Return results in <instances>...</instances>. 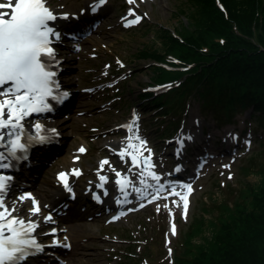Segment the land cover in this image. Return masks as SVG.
I'll return each instance as SVG.
<instances>
[{
    "label": "rangeland",
    "instance_id": "1",
    "mask_svg": "<svg viewBox=\"0 0 264 264\" xmlns=\"http://www.w3.org/2000/svg\"><path fill=\"white\" fill-rule=\"evenodd\" d=\"M96 1L49 0L60 14L71 18L60 19L58 23L70 25L71 33L77 32L82 36L79 42L66 40L60 48L62 56L67 59L63 80L76 93L73 107L68 109L74 112L64 117L63 120H68L65 128L61 121L55 122L62 130L57 150L45 156H41L42 151L37 153L38 160L32 161L37 164L36 167L29 169V173H25L18 182L34 186L41 196V208L49 214L47 210L51 211L50 207H54L51 179L55 171L68 168L66 158L77 154L81 155L78 166L82 171L72 179L77 186L76 199L68 201L61 196L57 202L59 210L65 212L56 217L65 228L59 235L63 245L52 252L53 256L39 257L30 264H172L167 245H164L171 216L174 217L176 234L171 236L170 248L176 247L177 256L184 253L183 242L192 223L202 219V216L215 219L219 214L216 203L226 201L233 205L244 202L247 197L243 194L249 195V186L259 191L263 182L256 168L264 162V127L256 121L250 122L247 113H237L231 118L232 123L220 124L210 112L202 111L200 101L194 97L187 99L180 111H169L164 116L158 115L154 104L142 105L143 101L139 100L138 94L147 84L155 85L149 82L153 74L150 69L152 61L139 56V49L160 47L155 29L163 25L173 30L181 25L186 19L182 10L189 9L188 0H135L134 4H129L128 0H106L102 9L95 12L93 20L85 26L84 17L90 16L88 9ZM84 10L86 13L81 14ZM130 11L135 13L131 15L134 20L140 17L138 23L124 24L123 15ZM73 20L75 23H69ZM131 108L139 112L135 124L139 129L138 135L147 142L146 148L151 150H144L143 155L150 156L156 165L154 172L161 177V184H165L167 173L178 165L183 167L180 172L183 175L193 168L197 155L193 153L196 144L192 140L200 137V130L204 132L206 141L198 147H206L211 156L192 180L185 181L194 188L189 197L186 219L181 211L180 198L168 195L167 190L156 192L161 196L159 200H151L140 209L130 210L113 222L108 219V213L114 208L107 203L115 195L113 181L117 177L116 172L128 174L136 186H140V180L150 181L146 174H140L139 167L132 165L130 157L121 158L119 152L123 148L108 143L109 140L119 143L127 137L120 123L129 117ZM172 122H177V129L170 134L165 133L162 127ZM189 136L191 140L187 139ZM237 136L239 142L234 150L220 152V149L228 147V143L234 147L230 141L233 142ZM246 137L252 138L248 146H244L248 144ZM181 138L184 140L182 148L179 143ZM81 146L86 148L84 153L78 152ZM48 151L52 152V149ZM258 151L261 154L247 169L248 157ZM101 159L109 161L103 169L100 167ZM186 165L191 168L187 170ZM98 176L107 178L104 184L108 189L102 197L105 209H96L84 197L86 186L93 184ZM184 177L174 179L182 181ZM15 193L16 196L11 199L13 202L26 194L24 190ZM135 202L136 199L130 206L133 207ZM67 203L69 208L66 210L63 206ZM249 205H252L251 201ZM30 206L27 205L25 211L18 215L25 219ZM53 228V225L40 228L45 244L58 240L56 235H45ZM213 234L206 224L201 232L192 236L195 242L202 243ZM150 244L155 247L150 249L151 252L144 253Z\"/></svg>",
    "mask_w": 264,
    "mask_h": 264
},
{
    "label": "trees",
    "instance_id": "2",
    "mask_svg": "<svg viewBox=\"0 0 264 264\" xmlns=\"http://www.w3.org/2000/svg\"><path fill=\"white\" fill-rule=\"evenodd\" d=\"M188 2L181 25L173 30L163 25L155 29L160 47L139 49V56L152 61L151 81L180 82L166 94L143 102L175 111L185 99L194 97L217 122H230L237 113L250 109L251 120L264 127V0ZM160 62L175 68L167 69ZM138 95L147 98L150 94ZM258 154L248 157L247 169ZM256 170L263 182L259 191L249 186L244 202L216 203L219 214L215 219L202 216L192 223L183 242L184 253L175 256V249L173 264H264V162ZM206 224L214 234L207 242H195L192 235ZM153 247L150 244L144 253Z\"/></svg>",
    "mask_w": 264,
    "mask_h": 264
},
{
    "label": "snow or ice",
    "instance_id": "3",
    "mask_svg": "<svg viewBox=\"0 0 264 264\" xmlns=\"http://www.w3.org/2000/svg\"><path fill=\"white\" fill-rule=\"evenodd\" d=\"M106 0H99L102 6ZM134 4L135 0H128ZM97 6V7H98ZM6 10V11H5ZM96 11V7L92 8ZM129 15H135L130 11ZM7 17V18H6ZM67 19V14H58L47 6V0H6L0 2V169L11 167V159H23L17 152L26 154L29 143L32 140L45 141L44 136L27 137L26 142H21L24 136V121L34 114H41L52 110L49 100L62 103L67 93L54 94L59 90V83L55 79L59 61L56 58V50L53 44L60 40V33L52 26L57 19ZM137 17L131 23H138ZM135 124V121L133 122ZM34 128L39 132L42 128L40 123H35ZM131 131L133 125L127 126ZM55 133V129L49 130ZM191 140V136L187 137ZM138 142V143H137ZM181 148L184 140H179ZM250 143V142H249ZM147 142L138 135L127 137L124 148L119 152L121 158L130 157L134 167L144 166L145 170L154 167L151 164V157H143V151L150 152L146 148ZM80 152L86 149L81 147ZM5 161H8L7 163ZM109 161L101 162V169ZM179 169H177L178 171ZM79 170L73 169L71 173L61 172L58 179L63 187L72 192L69 184V176H79ZM119 177L121 173L117 172ZM147 175L153 180L161 178L155 172L147 171ZM106 183L107 178L100 177ZM11 177L0 175V264H25L31 256H36L44 251V245L38 243L33 233L39 227V222L20 218L13 215L18 212L17 204L30 201L28 209L29 217L39 216L41 208L39 202L30 193L22 194L11 206L5 203L9 181ZM142 183L144 181H141ZM120 190H125L129 181L117 180ZM102 186V184H101ZM192 192L190 184L180 185ZM165 185L160 184L157 192L164 190ZM139 192V189H134ZM168 191L176 195L183 202V214L185 219L188 212V195L176 191V187L169 185ZM106 194V193H105ZM74 196V193H73ZM96 199H99L97 196ZM179 206V205H178ZM118 218V217H117ZM44 222H53L51 215L44 217ZM172 233L175 234V224L172 225ZM56 229L45 235L55 236ZM60 242L53 240L49 247H55ZM68 247V245H64ZM171 251V250H169Z\"/></svg>",
    "mask_w": 264,
    "mask_h": 264
},
{
    "label": "bare ground",
    "instance_id": "4",
    "mask_svg": "<svg viewBox=\"0 0 264 264\" xmlns=\"http://www.w3.org/2000/svg\"><path fill=\"white\" fill-rule=\"evenodd\" d=\"M56 11V10H55ZM57 12V11H56ZM58 13V12H57ZM59 14V13H58ZM59 16H61V15H59ZM126 17H128V18H130V16L127 14L126 15ZM66 122H68V120H61V123L63 124V127L65 128L66 127ZM138 143V142H137ZM79 158H81V156L80 155H76V156H74V155H72L70 158H66V161L69 163V167H71L70 169H75L76 167H77V165H78V160H79ZM147 171H151V169H148ZM146 171V172H147ZM148 176V175H147ZM148 177H150V176H148ZM117 179L118 180H120L122 183L125 181V179H123V177L122 176H119V177H117ZM152 179V178H151ZM153 180V179H152ZM51 182H52V184H53V191H52V193H51V195H52V197H53V201H54V203H52L53 205H54V207H50L51 208V210L52 211H49V210H47L48 211V213L49 214H46V210H42V212H41V214L39 215V216H33V217H29V215L27 216H25V219L27 220V219H29V218H31L32 220H35V221H38L39 222V227H46V226H49V225H53L54 226V229H56V231L58 232V233H61V228H62V226L59 224V221H57V220H54V223L53 222H47V223H45L44 222V217L45 216H47V215H51V214H53V212L54 211H56V206H57V202H58V200H59V198L62 196V194H63V192H62V190L59 188V186H60V184H59V182L57 181V178H54L53 177V179H51ZM155 182V180H153L152 181V183H154ZM147 184H150V182H148ZM16 186V185H15ZM15 186L14 187H12V189H11V191H10V193H9V196L7 195L6 196V199H5V203L6 204H8L9 206H11L14 202L13 201H11V199H13L15 196H16V191H17V189L15 188ZM135 186L134 185H131V184H126V188H127V190H129V189H133V193H134V195L131 197V198H134L135 197V193L136 194H142L141 192L143 191V189L142 188H139V187H136V188H134ZM174 187H176V189L178 190V192H181L182 193V191H181V188L182 187H180V184H178V185H176V186H174ZM28 188H29V190H30V194L32 195V196H34L35 197V199L39 202V205H41V196L38 194V193H36V191H35V188H33V189H31V187H29L28 186ZM96 188V187H95ZM134 189H139L140 191L139 192H137V191H135ZM94 190V189H93ZM121 193H123V192H121ZM102 194H103V191H102ZM115 203H118V200H115L114 201ZM30 206L31 205V202L30 201H25V202H23V203H20V204H17V208H18V212L17 213H14V214H20V213H23L24 211H25V209H26V206ZM45 209V208H44ZM172 233H171V230H169V235H171ZM60 242V241H59ZM62 243H64V242H62ZM52 243H50V245H51ZM61 244V243H60ZM59 244V245H60ZM58 246V245H57ZM53 248H55V247H53ZM53 248H48V249H46V250H49V253H48V255L50 254V256H52L53 254H52V250H53Z\"/></svg>",
    "mask_w": 264,
    "mask_h": 264
}]
</instances>
